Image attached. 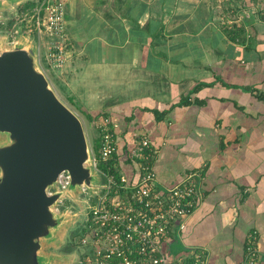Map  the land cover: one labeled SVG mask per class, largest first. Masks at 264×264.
I'll return each mask as SVG.
<instances>
[{"label":"crops","instance_id":"1","mask_svg":"<svg viewBox=\"0 0 264 264\" xmlns=\"http://www.w3.org/2000/svg\"><path fill=\"white\" fill-rule=\"evenodd\" d=\"M256 1L65 0L73 47L55 92L114 119L118 162L145 135L161 182L203 173L175 240L206 248L208 264H239L252 231L264 259V16L237 7Z\"/></svg>","mask_w":264,"mask_h":264},{"label":"water","instance_id":"2","mask_svg":"<svg viewBox=\"0 0 264 264\" xmlns=\"http://www.w3.org/2000/svg\"><path fill=\"white\" fill-rule=\"evenodd\" d=\"M22 0H0V10ZM68 187L48 194L58 175ZM99 177L91 166L90 144L79 116L51 87L38 61V48L23 35L10 45L0 39V264H69L74 255L58 248L75 212H56L57 201L78 203Z\"/></svg>","mask_w":264,"mask_h":264},{"label":"built area","instance_id":"3","mask_svg":"<svg viewBox=\"0 0 264 264\" xmlns=\"http://www.w3.org/2000/svg\"><path fill=\"white\" fill-rule=\"evenodd\" d=\"M65 5V0H51L43 8L34 9L32 25L22 33L25 37L35 33L48 38L50 46L43 59L56 69L65 66L70 51L65 33ZM237 7L241 16L259 12L264 16V0L250 3L247 9ZM38 61L41 66L39 48ZM97 126L101 136L99 146L94 149L90 145V151L99 185L92 193L83 187L77 194L83 211L81 224L72 236L78 254L74 251L71 264H208L206 248L184 245L174 255L169 251L171 237L182 243L186 223L205 195L203 173L193 170L172 184L161 182L153 167L156 150L145 135L130 149L131 171L123 172L114 156L116 122L106 116ZM69 182V174L62 172L48 194L65 190ZM65 198L57 201L55 211L74 213L73 204H66ZM239 264H264L254 232L247 236Z\"/></svg>","mask_w":264,"mask_h":264},{"label":"rangeland","instance_id":"4","mask_svg":"<svg viewBox=\"0 0 264 264\" xmlns=\"http://www.w3.org/2000/svg\"><path fill=\"white\" fill-rule=\"evenodd\" d=\"M51 1V0H50ZM53 1V0H52ZM38 3L39 0H22L18 3L7 4L4 8L0 10V39H3L7 45H10L14 39V37L18 35H22L27 28L31 27L32 25V15L34 13V7L31 6L30 8L27 7V3ZM65 14H66V5H65ZM31 42L35 43L37 48L39 47V55H40V62L43 71L45 72L47 79L51 85V87L55 90L53 83L55 84L56 81L59 80L60 74L58 71L61 69L53 68L52 66H48L44 59V53L49 48L50 41L46 39L45 36L32 34L28 37ZM43 43V44H42ZM41 45V47L39 46ZM48 51V50H47ZM61 78V77H60ZM60 98V97H59ZM69 108H71L81 119L83 124V128L85 131L86 138L91 146L96 143L95 141L99 139L100 136V129L94 121H89L86 116L79 110L76 103L71 101L67 95H64L63 99H61ZM123 165L119 162V169L123 172L125 167L122 168ZM83 198V197H82ZM66 204L72 206L73 204V211L77 212V216L74 217L75 221L73 224L67 226L61 236V241L56 248V245H45V252L48 253H59L61 255H74V251L78 254L77 249L72 242V236L77 232L79 225L81 224V213L83 211V206L79 203H72L68 198L64 199ZM174 241V242H173ZM169 242V248H171V253L174 255L177 250H181L182 247L178 246V243L175 239ZM176 243V244H173ZM177 245V246H176ZM176 246V247H175ZM71 264V262L69 263Z\"/></svg>","mask_w":264,"mask_h":264},{"label":"trees","instance_id":"5","mask_svg":"<svg viewBox=\"0 0 264 264\" xmlns=\"http://www.w3.org/2000/svg\"><path fill=\"white\" fill-rule=\"evenodd\" d=\"M49 1L50 0H39V2L38 3H33V2H30V3H27V7L28 8H30L31 6H33L34 8L33 9H36V8H40V7H44V6H46L48 3H49ZM67 36V35H66ZM46 39H48V38H46ZM67 40H68V43H69V47H70V49L73 47V45H72V43L69 41V39H68V37H67ZM50 46V45H49ZM39 48V47H38ZM49 49V48H48ZM47 49V50H48ZM47 50H46V52H47ZM45 52V53H46ZM212 85V83H204V82H199L198 84H197V86L196 87H194L193 89H192V91H196L197 89H199L200 87H205V86H211ZM191 91V92H192ZM71 101H73V99L72 98H69ZM182 100V99H181ZM181 103H185V104H188V101H186V102H182V101H180L179 103H178V105L179 104H181ZM197 103H199V101L197 102ZM78 108H79V110L86 116V118L89 120V121H95V122H99L100 121V119L102 118H104V117H106L107 115L105 114V113H98V114H91V113H89V112H87V111H85L84 109H82L80 106H77ZM152 113H154V115H155V117H156V115L158 114L156 111H151ZM100 138H101V136H99V139H98V141L96 140L95 142L96 143H94V145H93V147H94V149H97L98 148V146H99V141H100ZM129 155H130V151L129 152H127V155H126V159H123V164H125V165H127V166H129L130 164H132V162L133 161H130V159H129ZM121 163V164H122ZM101 167L103 168V169H105V167L101 164ZM255 233V241H256V237H257V234H256V232L255 231H252V232H250V233ZM249 233V234H250ZM248 236V235H247ZM247 243V238H246V242H245V244Z\"/></svg>","mask_w":264,"mask_h":264}]
</instances>
